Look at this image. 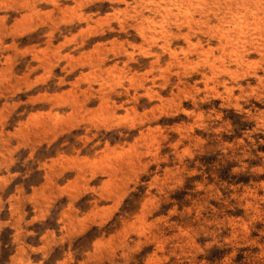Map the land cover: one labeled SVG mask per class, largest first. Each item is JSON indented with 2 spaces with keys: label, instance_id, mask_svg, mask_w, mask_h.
Wrapping results in <instances>:
<instances>
[{
  "label": "rangeland",
  "instance_id": "1",
  "mask_svg": "<svg viewBox=\"0 0 264 264\" xmlns=\"http://www.w3.org/2000/svg\"><path fill=\"white\" fill-rule=\"evenodd\" d=\"M0 264H264V0H0Z\"/></svg>",
  "mask_w": 264,
  "mask_h": 264
}]
</instances>
